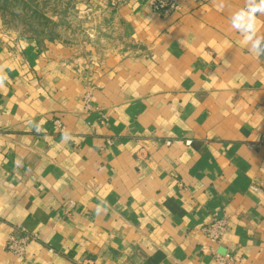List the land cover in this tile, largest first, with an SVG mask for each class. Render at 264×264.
I'll return each instance as SVG.
<instances>
[{
    "label": "crops",
    "instance_id": "1",
    "mask_svg": "<svg viewBox=\"0 0 264 264\" xmlns=\"http://www.w3.org/2000/svg\"><path fill=\"white\" fill-rule=\"evenodd\" d=\"M245 3L162 18L124 0L82 57L0 31V264H264V56L230 24ZM222 218L216 245L202 226ZM17 228L36 236L23 257Z\"/></svg>",
    "mask_w": 264,
    "mask_h": 264
},
{
    "label": "rangeland",
    "instance_id": "2",
    "mask_svg": "<svg viewBox=\"0 0 264 264\" xmlns=\"http://www.w3.org/2000/svg\"><path fill=\"white\" fill-rule=\"evenodd\" d=\"M111 9L109 0H10L0 2V31L75 47L82 57L85 44H103Z\"/></svg>",
    "mask_w": 264,
    "mask_h": 264
},
{
    "label": "built area",
    "instance_id": "3",
    "mask_svg": "<svg viewBox=\"0 0 264 264\" xmlns=\"http://www.w3.org/2000/svg\"><path fill=\"white\" fill-rule=\"evenodd\" d=\"M124 0H109L111 8H118ZM147 4L151 10L162 18H169L176 14L180 10L179 0H146ZM93 90H89L84 95V108L85 111H91L93 109L92 105ZM54 124L59 129V132L65 130V126L62 124L60 119L54 120ZM110 142V140H109ZM172 142L167 140L166 144L170 145ZM189 144L190 141H187ZM254 190H258L257 187L253 186ZM70 206L74 205L73 201H70ZM229 228V220L227 218L214 219L207 224L202 226V230L208 239L213 244H220L227 233ZM36 238L35 235L29 234L23 228H17V230L10 234L8 241L6 243V249L15 254L16 256H25L28 246ZM214 259L218 264H234L236 261V255L232 252L221 253L214 251Z\"/></svg>",
    "mask_w": 264,
    "mask_h": 264
},
{
    "label": "clouds",
    "instance_id": "4",
    "mask_svg": "<svg viewBox=\"0 0 264 264\" xmlns=\"http://www.w3.org/2000/svg\"><path fill=\"white\" fill-rule=\"evenodd\" d=\"M223 7V4H221ZM264 16V0H246L245 6L234 11L230 16L231 28L240 33L244 41L248 44V51L256 56H264V34L258 30V18ZM8 76L5 72L0 71V88L6 85ZM28 124L37 133L44 131L42 123H36L29 120ZM61 139L68 142L74 139L71 132L67 129L61 132ZM106 211L105 202L101 201L95 208L99 215Z\"/></svg>",
    "mask_w": 264,
    "mask_h": 264
},
{
    "label": "trees",
    "instance_id": "5",
    "mask_svg": "<svg viewBox=\"0 0 264 264\" xmlns=\"http://www.w3.org/2000/svg\"><path fill=\"white\" fill-rule=\"evenodd\" d=\"M9 1H10V0H0V2H1L2 4H8ZM14 1H19V0H14ZM49 39L52 40L53 38L50 37ZM37 40H38V39H37Z\"/></svg>",
    "mask_w": 264,
    "mask_h": 264
}]
</instances>
